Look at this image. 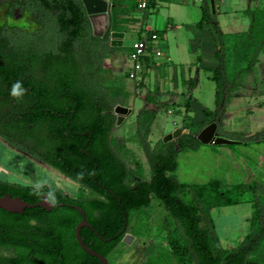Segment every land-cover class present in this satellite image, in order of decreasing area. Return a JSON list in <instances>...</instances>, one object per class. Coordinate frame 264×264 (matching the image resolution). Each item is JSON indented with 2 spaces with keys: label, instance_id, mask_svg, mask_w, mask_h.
I'll return each instance as SVG.
<instances>
[{
  "label": "trees",
  "instance_id": "trees-1",
  "mask_svg": "<svg viewBox=\"0 0 264 264\" xmlns=\"http://www.w3.org/2000/svg\"><path fill=\"white\" fill-rule=\"evenodd\" d=\"M17 6L29 12L37 28L0 29V136L78 181L92 195L71 197L51 186L57 200L52 210L36 206L19 213L0 208V264H104L79 243L76 229L83 215L74 205L85 210L89 222L81 230L83 241L111 257L132 230L133 213L150 207L154 199L174 219L177 236L171 234V249L161 250L151 264H264V196L260 195L264 185L259 181L239 185L241 194L255 193L249 218L252 231L237 247L225 249L210 209L239 203L240 199L230 197L234 189L218 178L187 185L174 174L179 153L200 148L199 132L214 120H224L232 88L258 62L264 48V7L249 10L251 27L232 36L214 23L220 41L219 65L211 76L217 82L215 110L204 107L199 121L187 122L190 115L185 116L180 137L155 144L150 135L157 111L140 110L132 138L148 158L152 175L147 178L141 166L139 173L130 168L112 141L118 118L114 109L125 104L131 93L100 81L106 59L123 46L111 45L109 36L94 35L82 0L13 2L12 8ZM137 8V0H113V30L127 31ZM202 8L198 25L212 23L207 0ZM227 50L234 51L237 59L231 77L226 70ZM17 81L26 90L20 101L10 95ZM186 109L190 110L189 102ZM219 129L221 135L244 142L264 139V130L247 135ZM80 173L83 179H78ZM187 189L194 191L196 205L184 198ZM48 191L46 185L37 196L32 185L0 179V196L10 193L37 203Z\"/></svg>",
  "mask_w": 264,
  "mask_h": 264
},
{
  "label": "rangeland",
  "instance_id": "rangeland-1",
  "mask_svg": "<svg viewBox=\"0 0 264 264\" xmlns=\"http://www.w3.org/2000/svg\"><path fill=\"white\" fill-rule=\"evenodd\" d=\"M9 2L10 0H0V26L7 20L10 24L21 25L28 30L37 28V25L30 22L29 15L23 10H17L15 14L7 17L6 11L9 8ZM221 4L231 12L230 14H223L220 17L223 28L226 31L234 32L247 29L244 24L250 22V14L248 12L236 13L233 11L234 8L236 9L237 4L243 6L244 0H225L224 4ZM194 9L195 7L192 8V13H195ZM143 12L137 9L135 15L142 17ZM163 14L156 15L151 10L147 14V20L149 21L148 28L153 26V21L157 18L160 28L166 31L167 34V36L163 34L157 46L159 45L163 51L166 50L170 54V57L166 55L156 57V64H163L162 66H155L153 68L148 67L145 70L148 74L144 79V85H139L136 80L129 77L131 67L122 61L123 58H126V53L120 52L118 54L119 59L118 61L116 60L117 62L115 61L116 53H112L106 59L100 73V81L103 85L125 87L131 93V96L126 100L124 105L132 108V112L126 115L121 124L116 123L112 133V141L114 147L126 159L130 168L139 173L141 172V166L144 176L147 178H150L152 175L148 158L140 142L132 138L137 131L138 112L146 104V98L144 99V97L152 95L151 90H155L157 87H160V91L163 92L168 87V83L176 91L178 103H184L186 95L183 94V91L188 92L187 94L192 93L198 99L195 106L196 109L192 113L193 120L196 121L204 118L202 110L204 107L213 109L216 105L217 84L215 80L210 78V73L212 70L214 71L215 66H218L219 63L218 57L216 58L215 56L214 46L218 35L216 37L210 31L211 25L209 24H206L203 28L198 27L195 20H200L201 17L195 19L191 13L183 17L184 21H178L174 29H168L166 25L168 17L165 13ZM227 34L232 36L230 35L231 33ZM139 35L140 32L137 30L132 28L129 30L124 48L126 51L129 50L131 42L138 39ZM233 52L226 51V70L230 77L235 73L237 63L235 53ZM166 71L168 75L165 73ZM190 78L194 80L192 89L185 86L184 83L185 79ZM139 80H143V76ZM158 98L162 103L169 99L164 92ZM168 109L160 107L156 113L150 135V139L154 144L164 141L168 134L174 132L184 124L185 112L179 113L172 110V113H169ZM114 112L116 113L115 109ZM227 121L230 122L229 119ZM6 141L2 142L0 138V172L6 173L7 181L33 185L37 180L46 179L49 185L62 189L71 197L79 198L82 195H92L89 190L82 189L78 181L66 176L59 169L15 147L8 140ZM211 146L212 148L216 147L215 144L207 147ZM219 146L217 145L218 151ZM199 149L186 148L179 153V167L174 174L179 178L181 183L191 185L204 183L212 179V171L208 168L211 160L207 159L208 157L204 151L198 152ZM243 163V171H250L247 164H245L246 162ZM217 166V176L213 178L220 179L227 169V164L222 162L221 165ZM246 172L243 176L233 178L228 175L225 179H222L226 186L234 189L230 197L240 199L241 201L237 204L215 206L210 209L215 230L225 249L237 247L244 240L245 236L252 231L249 218L253 212L251 203L255 199V193L252 190H248L246 193L241 194V187L239 185L253 180L264 182V171L255 174V176L251 175V172L250 175L249 172L246 175ZM183 195L187 201L195 203V205L197 204L194 201L193 190L187 189ZM260 195L264 196L261 192ZM205 204L208 205L207 202H204ZM203 224H205L204 220ZM132 226L133 230L129 232L132 236H129V239L127 238L119 244L116 251L110 257V264H151L158 257L161 250L171 249V234L177 236V233L174 232L176 229L174 219L158 199H154L150 207L133 213Z\"/></svg>",
  "mask_w": 264,
  "mask_h": 264
},
{
  "label": "crops",
  "instance_id": "crops-1",
  "mask_svg": "<svg viewBox=\"0 0 264 264\" xmlns=\"http://www.w3.org/2000/svg\"><path fill=\"white\" fill-rule=\"evenodd\" d=\"M203 2L204 0H154L149 5L148 9L143 12L142 17L135 15L137 9L139 10V8H137L134 12H132V18L134 19V21L129 25V29L127 31H124L125 38H124L123 48L118 49L115 52L117 54V55L115 54V61L116 60L118 61L119 59L118 54L120 52L126 53L127 56L126 58H123L122 61L124 62V64L129 66L130 65L129 54L134 44L137 43L139 40H146L148 43V54L146 56L147 67L145 68V70L148 67L153 68L155 66H162L163 63L156 64L155 62L156 57L158 56L156 54V51L162 50V48H160L159 45L157 46V43L160 40V38L163 36V34H166V31L160 28L159 21L157 22V18L154 19L153 26L148 28L149 21L147 20L148 17L147 14L151 12V10L152 12L156 13V15L165 13V15L168 17V21L166 24L168 29H174L177 26L178 21L180 20L184 21L183 17H185L186 14L188 15L189 13H191L192 16L195 17V19H198L199 17L202 18ZM207 2L210 6L211 13L214 15L213 17L214 21L212 23L203 22L202 25H198V22L201 20L200 18V20H195L198 27L203 28L206 24L211 25L210 31L213 34H215L216 37H217V33L214 28V23H217L223 32L231 33V34L247 31L251 27V24L253 22L252 15H250V22L249 23L246 22L244 24L246 25L245 27L247 29L237 30L234 32L226 31V29L223 28V24L220 17L223 14H230L231 12L228 9H226L224 5L221 4V3L224 4L225 0H207ZM193 7H195L194 9L195 13H192L193 11L191 12ZM262 7H264V0H244L243 6H241V4H237L236 9L234 8L235 10L233 9V11L236 13L239 12L247 13L251 9L262 8ZM131 28L140 32V35L138 36V39L131 42V45L129 46V50L126 51V49L124 48L126 46L125 44H126L127 34L129 33V30ZM159 31H163L162 35L159 34ZM219 44L220 41L219 38L217 37V40L214 45L216 58H217V49L219 47ZM162 52L163 55L170 57V54L166 50L164 51L162 50ZM216 69H217V65L215 66L214 71ZM145 70L141 73V77H140L141 79L143 76V80L141 81L136 80L139 83V85L145 84L144 79L148 74L147 72H145ZM214 71L212 70V72L210 73V78H212L211 76L212 73H214ZM165 73L168 75L167 71ZM184 83L185 86L191 87V89L194 86V80L191 78L185 79ZM166 89L163 92L166 94L167 97H169V99L165 100L163 103L160 102L158 97L163 92L160 91V87H157L155 90H151L152 95H148L144 97V99L146 98L145 99L146 104L143 108H148L158 111L160 107H164V108L166 107L169 108L168 109L169 113H172V110L173 112H179V113L185 112L186 114L185 116L190 115L187 118V122L193 121L192 113L196 109L195 106L197 104L198 99L195 98L192 93L187 94L188 92L183 91V94L186 95L184 103H178L177 101L178 95H176V91L172 89L170 83H168V87ZM216 94H217V90H216ZM188 102L190 104V110L187 111L186 106ZM215 104H216L215 108L213 109L210 107L207 108L211 110H215L217 108V102ZM228 119L230 120V122L227 121ZM223 121L221 120L219 121V127H223L225 130L228 131L243 132L246 133L247 135H250L258 131L264 130V48L259 55V60L255 64L253 71L243 73L240 79V84L232 88L230 93V99L226 106V116ZM222 122L223 124H221ZM182 127L183 126H181V128ZM0 138L2 142H7L6 139L3 138L2 136ZM210 145H214V143L207 145L204 144L198 150V152L204 151L205 155H207L208 157L207 159L211 160V162L209 163L210 166H208V168L212 171L211 178L217 176V167H218L217 165H221L222 162H225V164H227L226 166L227 169L225 173L221 176L220 180L225 179V177H227L228 175L233 178H236L238 176H243V174H245L246 172L243 171L244 170L243 162H246L245 164H247V167L250 170L248 171L249 175L250 172L251 175L255 176V174H259L262 171H264V139L258 142L256 141L244 142L242 140H238V142L231 144H215L216 147L214 148H212V146L207 147ZM217 145H220L218 147L219 151L217 149ZM259 164H261V166H259ZM248 172H246V175H248ZM5 175L6 173L0 172V179L7 181ZM261 183L264 185V182ZM251 207L253 208V203H251Z\"/></svg>",
  "mask_w": 264,
  "mask_h": 264
},
{
  "label": "water",
  "instance_id": "water-1",
  "mask_svg": "<svg viewBox=\"0 0 264 264\" xmlns=\"http://www.w3.org/2000/svg\"><path fill=\"white\" fill-rule=\"evenodd\" d=\"M89 19L92 24L93 33L98 37H110L111 44L113 46H123L125 32L124 31H115L113 30V0H82ZM116 113L118 116V124H121L125 119L127 114L132 112V108L124 105L117 104L115 107ZM182 133V128H177L174 132L168 134L164 142H169L172 140H176L180 137ZM198 138L202 141L203 144H231L238 142V140L221 135L219 132V121L214 120L209 125L204 127L198 134ZM55 205H49L45 203V198L38 201L37 203H31L26 201L20 196H13L10 193H6L0 196V208H3L10 212H19L24 213L27 208H32L36 206L44 207L45 209L52 210ZM59 205L63 206L64 203H60ZM83 215V219L77 225L76 233L77 238L83 249L88 251L89 253L99 257L104 264H110L109 258L94 251L92 248L88 247L86 243L83 241L81 230L83 227L88 226L89 222L87 221L85 210L79 205H74ZM127 237L131 236V234L127 233Z\"/></svg>",
  "mask_w": 264,
  "mask_h": 264
},
{
  "label": "built area",
  "instance_id": "built-area-1",
  "mask_svg": "<svg viewBox=\"0 0 264 264\" xmlns=\"http://www.w3.org/2000/svg\"><path fill=\"white\" fill-rule=\"evenodd\" d=\"M154 0H139L138 1V8L141 11H145L148 9L150 3ZM148 54V43L145 40H139L137 43L134 44L132 50L129 54V61H130V70H129V77L134 80H139L141 73L147 67L146 56ZM158 56H162V50L156 51Z\"/></svg>",
  "mask_w": 264,
  "mask_h": 264
},
{
  "label": "clouds",
  "instance_id": "clouds-1",
  "mask_svg": "<svg viewBox=\"0 0 264 264\" xmlns=\"http://www.w3.org/2000/svg\"><path fill=\"white\" fill-rule=\"evenodd\" d=\"M25 89L22 86V83L20 81H17L11 88L10 95L15 98L17 101L22 100ZM78 179H83V173L78 174ZM49 187V191L44 194L45 203L49 205H55L57 203L55 191L56 189L52 188L51 185L48 184V180L46 179H40L37 180L32 185V191L34 195L40 196L43 193V189L45 186Z\"/></svg>",
  "mask_w": 264,
  "mask_h": 264
},
{
  "label": "flooded vegetation",
  "instance_id": "flooded-vegetation-1",
  "mask_svg": "<svg viewBox=\"0 0 264 264\" xmlns=\"http://www.w3.org/2000/svg\"><path fill=\"white\" fill-rule=\"evenodd\" d=\"M16 1H22V0H10V2H9V8L7 9V11H6V16L8 17V16H11L12 14H15L16 12H17V10H23L24 12H26L28 15H29V18H30V14H29V12L25 9V8H23L22 6H17V7H15V8H12L13 7V2H16ZM13 9V10H12ZM5 25H9V26H17V27H19V28H22V29H25V30H28V29H26V28H24V27H22L21 25H17V24H10V23H8V21L6 20L1 26H0V29L2 28V27H4ZM130 227H131V229L133 230V226H132V222H131V224H130ZM131 230V231H132ZM130 231V232H131ZM129 233V232H128ZM127 235V234H126ZM132 236V235H131ZM129 239L130 237H127V236H125L124 238H122V240H121V242L122 241H125V239ZM116 251V250H115ZM114 251V252H115ZM113 252V253H114ZM112 253V254H113ZM111 254V255H112ZM109 258V263H110V257H108Z\"/></svg>",
  "mask_w": 264,
  "mask_h": 264
}]
</instances>
